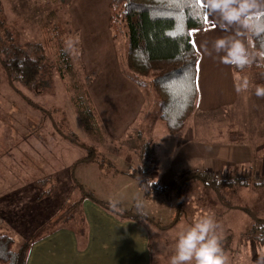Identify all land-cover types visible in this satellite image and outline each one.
Wrapping results in <instances>:
<instances>
[{"label": "crops", "instance_id": "0c3cea01", "mask_svg": "<svg viewBox=\"0 0 264 264\" xmlns=\"http://www.w3.org/2000/svg\"><path fill=\"white\" fill-rule=\"evenodd\" d=\"M13 1L1 0L3 10ZM58 1L64 4L66 9L63 12V20L57 23L66 30V33H69L68 27L73 28V33L77 37L75 42L80 44V47H84L83 43L89 44V40L94 39L97 34L101 35L102 40L104 34L110 31L109 4L112 0ZM199 2L205 7L207 22L210 25L204 30L191 31L192 43L199 53L195 106L183 129L175 135H170L165 122L161 119L160 122L164 125L158 131L159 138L156 137V142L151 147L153 157L150 169L154 174V181L161 182L160 168L163 167V174L173 180L171 188L162 183V186L168 189L166 195L153 193L145 197L138 181L139 177L133 178L130 175L135 168L128 167L123 170L110 164L109 160L104 162L98 159L96 152L88 155L87 150L80 146L82 151L72 156V145L65 141L73 142L64 137L65 141L61 139L59 145L61 153L58 161L56 155H51V151L38 142L34 150L39 155L38 168L45 163L43 168L52 169V172L48 170L52 176L55 173L54 176L63 178L65 194L55 191V188L53 195L52 192L49 196L41 198L38 193L33 199H29L24 190V181L20 183L17 181L11 186L9 180L0 183V226H9L22 240L30 239L34 233L42 229L39 231V238L34 239L30 246L26 264H152L151 234L161 236V233L184 224L181 197L184 187L198 191L209 190L214 205H218V210L224 211L223 213L227 210L232 211L233 208L249 210L246 207L227 205L222 201L219 192L199 180L186 179L188 173L195 171L215 174L219 179L234 178L246 172L255 178H264V97L255 95V86H264V80L261 81L264 79V69L255 72L250 70L238 76L233 66L220 62L219 56L212 51V43L217 38L234 34L236 29L222 28L219 17L208 11L206 0ZM30 21L25 27L31 29V32L41 33L40 26ZM14 24L19 31L25 29L18 22ZM89 35H92V38ZM68 40L69 37H65V41ZM245 42L248 44L249 39L245 38ZM208 52L212 54L209 55ZM260 61L262 63L261 57ZM245 77L249 79L251 87L246 92L237 93L235 86ZM146 144L149 147L148 143L142 142L138 155ZM66 154H70L71 158L62 160L67 158ZM40 156L48 157V161L44 158L45 161H40ZM88 156L91 157L90 160L82 161ZM139 161L138 158V165ZM60 162L64 167L68 164L70 172L69 169H65L57 176ZM73 178L100 203L84 197ZM175 187H181L182 192L179 196L176 195L177 204L171 201L174 200L171 199L172 196L178 191ZM242 188L247 192L250 188L255 189L253 186ZM74 191L77 195L76 202L80 201L77 207L81 215L80 224L75 225L73 218L64 223H56L59 205L62 206L71 199V193ZM68 195L70 197L67 199ZM194 200L195 197L191 194L187 205L190 204L196 214L195 217L191 215V223L202 216L195 205L191 204ZM156 201L162 204L160 207L166 209V215L154 212L151 204ZM105 203L118 205L123 210L149 217L154 222L122 217L117 212L105 208L102 205ZM43 207L45 212L40 213L39 209ZM245 213L246 220L247 218L252 220V217ZM165 216H168V221L163 220ZM47 225L49 229L45 228Z\"/></svg>", "mask_w": 264, "mask_h": 264}, {"label": "rangeland", "instance_id": "374dc122", "mask_svg": "<svg viewBox=\"0 0 264 264\" xmlns=\"http://www.w3.org/2000/svg\"><path fill=\"white\" fill-rule=\"evenodd\" d=\"M5 8L3 10L0 0V35L9 32L16 44L24 46L27 43L42 42L47 34H42L43 30L49 32L53 25L58 24L57 21L63 20L66 6L58 0H14ZM30 20L40 26L41 33L31 32V29L25 27L31 22ZM17 22L25 29L19 31L14 24ZM113 27L117 26L113 25ZM114 28L110 27V31L104 34L102 40H100L101 35H95L94 39L89 40V44L83 43L84 47H80L81 45L75 42L77 37L73 33V28L68 27L69 33L63 28L64 40L65 37H69L73 41L72 48L67 49L69 68L57 59L55 43L51 42L50 46L47 49L44 47L41 52L45 56L43 62L48 70L41 75L40 84L26 87L17 83L16 87L20 93L15 92L9 85L0 65V183L9 180L11 186L17 181L18 183L24 181V190L29 199H33L38 193L41 198L49 196L52 192L53 195L55 191L64 193L66 188L64 179L54 176L55 173L52 176V169L43 168L45 163L39 166L41 169L38 168L39 155L34 151L36 144L40 142V145L43 144L51 151V155H56L58 161L60 160L59 145L61 139L64 141L65 139L54 129V121L63 133L69 134L72 131L82 142L92 147L98 159L104 162L109 160L110 164L123 170L128 167H138V156H140L138 152L142 142L148 143V148L153 150L151 147L156 142L158 131L164 125L160 122L157 92L151 84L150 75H137L128 66L125 25ZM89 36L92 38V35ZM50 47L54 51L50 50ZM254 64H262L258 55L251 65ZM261 69L248 68L236 74L240 76L244 74L243 72L250 70L255 72ZM170 135L175 134L170 133ZM65 142L72 145V156L82 151L76 144L68 140ZM66 156L67 158L62 160L71 158L70 154ZM152 157L151 152L144 158L145 167L148 169L151 168ZM43 158L48 161V157L44 156H40V161H45ZM61 163L57 169V176H60L65 169H69L70 172L69 165L64 167ZM42 168L45 169L44 172ZM160 170V185L164 183L171 188L173 180L163 174V167ZM151 175L152 177L154 175L152 171ZM209 176L219 179L215 174ZM237 179L238 185L220 189L222 201L227 205L246 207L256 217L264 220V190H257L264 189L263 186L257 185L264 183V178H255L247 172L230 178V180ZM242 186H253L255 189L250 188L247 192ZM178 188L175 187L176 190ZM191 194L195 197L191 204L195 205L200 215L213 214L219 223L218 235L229 257V264H264V247L251 240L247 232L253 220L249 218L246 220V213L236 208L223 213L224 211L218 210V205H214L209 190L198 191L190 187H184L181 196L184 224L178 225L169 232L161 233V236L151 234L152 264H170L178 232L188 226L186 223L191 224L192 214L193 217L196 216L195 210L190 204L187 205ZM71 195V199H68L70 197L68 195L67 202L62 206L59 205L56 219L59 218L58 223H64L76 217L74 224L79 225L80 212L77 207L73 208L76 203V192ZM176 195L178 194L172 196L171 199L174 200L171 201L177 204ZM151 205L154 212L167 214L166 209L160 207L162 204H158V201ZM43 209L45 207L39 209L40 213L45 212ZM163 220L168 221V216ZM3 228L16 240L17 247L25 241L9 226ZM45 228L50 227L47 225Z\"/></svg>", "mask_w": 264, "mask_h": 264}, {"label": "trees", "instance_id": "16d2710c", "mask_svg": "<svg viewBox=\"0 0 264 264\" xmlns=\"http://www.w3.org/2000/svg\"><path fill=\"white\" fill-rule=\"evenodd\" d=\"M109 9L110 27L114 28V25L117 26L114 29H117L125 25L129 68L137 75L152 77L151 84L157 92L160 117L171 134L178 133L183 129L196 102L199 53L192 43L191 31L204 30L210 25L204 19L206 16L204 5L197 0H112ZM44 34L46 37L42 42L27 43L24 46L16 44L9 32L0 35V65L15 92H19L17 83L26 87L40 84L41 75L48 70L43 62L45 56L41 52L44 47L47 49L51 42L55 43L57 59L69 68V52L66 50L63 28L55 24L49 32L44 31ZM248 39L251 50L257 53L264 52V35H252ZM51 47L49 49L54 51ZM261 60V65L254 64L244 69L233 66V69L235 72L246 71L248 68L261 69L264 68V59ZM53 127L62 137L87 150L88 155L95 153V150L82 142L74 132L63 133L55 121ZM150 151L147 144L143 146L139 165L130 173L133 178L139 177L138 181L145 197L153 193L161 195L168 192L166 187L154 181L151 170L145 167L144 158L151 153ZM90 158L85 157L82 161L90 160ZM189 178L199 180L216 192H219L221 188L234 187L239 182L238 179L211 178L208 173L199 171L187 174L186 179ZM73 181L82 190L84 197L100 203L74 178ZM257 185L264 187V183ZM180 189L181 187L177 191L178 196ZM79 203L80 201L76 202L73 208L78 207ZM102 205L122 217L154 222L149 217L123 210L118 205L106 203ZM243 210L253 220L247 230L251 240L264 247V220L256 217L250 210ZM177 218L176 216L175 220ZM55 222H60L59 218ZM39 235L36 233L17 247L16 240L0 226V264H26L30 246L34 239L39 238Z\"/></svg>", "mask_w": 264, "mask_h": 264}, {"label": "clouds", "instance_id": "9594fccd", "mask_svg": "<svg viewBox=\"0 0 264 264\" xmlns=\"http://www.w3.org/2000/svg\"><path fill=\"white\" fill-rule=\"evenodd\" d=\"M206 6L222 21V28L236 29L234 34L217 38L212 43V51L219 56L221 63L244 69L251 66L257 55L264 59V52L251 50V44L245 42V38L252 35H264V0H206ZM72 46L73 41L69 38L66 50ZM250 87V81L245 77L236 84L235 90L241 93ZM255 95L264 97V86L256 85ZM219 228L213 214L194 220L178 232L170 264H229V257L218 235Z\"/></svg>", "mask_w": 264, "mask_h": 264}, {"label": "snow or ice", "instance_id": "6c2138e0", "mask_svg": "<svg viewBox=\"0 0 264 264\" xmlns=\"http://www.w3.org/2000/svg\"><path fill=\"white\" fill-rule=\"evenodd\" d=\"M197 2H199V0H197ZM204 19H205V21H207V17L206 16L204 17Z\"/></svg>", "mask_w": 264, "mask_h": 264}]
</instances>
